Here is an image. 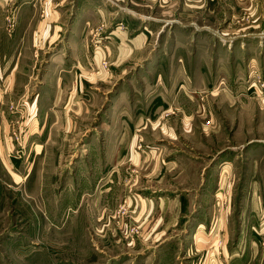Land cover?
Here are the masks:
<instances>
[{
	"label": "rangeland",
	"instance_id": "obj_1",
	"mask_svg": "<svg viewBox=\"0 0 264 264\" xmlns=\"http://www.w3.org/2000/svg\"><path fill=\"white\" fill-rule=\"evenodd\" d=\"M80 6L0 0V264H264V5L234 15L256 10L246 54L231 7L204 21L221 35L137 19L122 54L100 45L127 23Z\"/></svg>",
	"mask_w": 264,
	"mask_h": 264
},
{
	"label": "crops",
	"instance_id": "obj_2",
	"mask_svg": "<svg viewBox=\"0 0 264 264\" xmlns=\"http://www.w3.org/2000/svg\"><path fill=\"white\" fill-rule=\"evenodd\" d=\"M249 3L250 5H257L259 7L260 5H264V0H82V6H80L79 10H81L82 12L81 11L80 12L83 14L87 13V15L90 14L92 10L99 11L102 14L101 16L111 17L110 20H112L113 17L115 16L117 21H122L127 23V28L125 29L120 28L118 25L113 26L106 34V38H107L106 40L108 39L111 40L106 41L105 44H103L104 46H102L101 44L100 49L102 50V47H104L110 50V47L114 46L115 52H120L122 54L125 53L130 54L133 50L144 47L151 36L149 35V33L146 32L150 31V29H152V26L145 24H143L141 27H139L140 26L139 24L132 26L133 22L137 19H138L137 21H141L147 17H152L153 19L157 20L156 22H162V21L169 22V21H174L172 20V17H176L178 21L188 22V24H191L192 21L196 22L201 20V23H197L195 27L197 29H200L201 32L203 31L208 32L206 30H210L212 34L216 35L215 33L217 32L212 31L211 30L212 28L208 29V27L205 26L206 22L204 21L214 20V19L212 20L211 16L213 14L215 7L218 6L231 7L232 9H227L229 18L227 19L226 15H224V19H226V22L222 25V27H219L218 29V32L219 33L221 32L224 35H221L219 33L217 34L221 35V37L224 40L226 41L229 40L231 44L232 41L235 39L245 40L246 46L245 48H242V52L246 54L247 52H252L254 50L259 49L258 47L260 46L257 45L256 42L255 43L252 42V44L250 43L251 42L250 38L258 39L256 34H260L255 30H254L255 32L253 31L254 29L253 27L259 24L257 23L256 18L255 17L253 18V15L256 10L251 9L250 14L252 16V20L250 21L249 25L243 27L240 26L241 24L239 22L235 23L234 15L239 14L242 11V9H239L240 5H248ZM96 5H98L99 8ZM108 7L113 10H109ZM174 7L177 9V13L173 16V14L171 13V9H174ZM134 9H136V11ZM159 9H162L160 11L161 12L160 15L156 13V11ZM151 15H155L156 17H153ZM220 16L221 15H219V17ZM260 38H263V36H261ZM232 47H234V42ZM252 48L253 50H251ZM259 50H264V48H260ZM228 100H232V99L229 98ZM133 143L134 142L131 141L129 145H126L125 149L127 151V155H129L131 160L135 164L136 163L140 164L142 158L132 153ZM154 160L158 162L159 157H157ZM173 164H176L177 168H175V170L179 171V173H181V171L182 174L186 172L187 169L186 166L182 165V168L181 166H178V164H180V160L176 161ZM173 164L171 166H173ZM165 165L166 164L164 163V165L162 166L161 169H159L158 172L159 177H161L162 179H165L169 176L168 165L166 166ZM191 194H192L191 190L183 189L182 212L187 211V198L191 196ZM145 209L151 212L153 209L158 210V207L157 206L154 207L153 205H151L148 206L147 208L145 207ZM180 209L181 206L178 210ZM189 209H190V205L188 206V210ZM243 256L241 259L238 258V260L234 263L232 261V264H249L250 256L244 258ZM258 256L260 262H264V247L262 248L260 247V249H258ZM113 264H117V262H114Z\"/></svg>",
	"mask_w": 264,
	"mask_h": 264
}]
</instances>
